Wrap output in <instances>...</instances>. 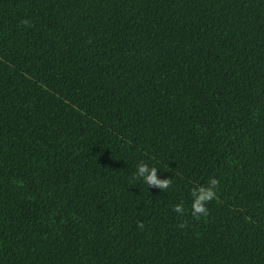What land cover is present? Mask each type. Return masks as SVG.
<instances>
[{"label": "trees", "instance_id": "obj_1", "mask_svg": "<svg viewBox=\"0 0 264 264\" xmlns=\"http://www.w3.org/2000/svg\"><path fill=\"white\" fill-rule=\"evenodd\" d=\"M0 264H264V0H0Z\"/></svg>", "mask_w": 264, "mask_h": 264}, {"label": "clouds", "instance_id": "obj_2", "mask_svg": "<svg viewBox=\"0 0 264 264\" xmlns=\"http://www.w3.org/2000/svg\"><path fill=\"white\" fill-rule=\"evenodd\" d=\"M27 23V21H25ZM158 169L156 167H150L145 162H140L137 166L136 177L143 180V182L151 187L159 188L161 190H167L171 187L172 179H160L157 175ZM220 181L216 178L209 180L207 186H195L191 189L190 194L192 200V216L199 220L202 216L208 215V208L206 205L216 197V189L219 186ZM173 211L178 214L184 213V207L182 204H176L173 206ZM139 227L143 228V224L140 223ZM180 228L187 227V223H181Z\"/></svg>", "mask_w": 264, "mask_h": 264}]
</instances>
